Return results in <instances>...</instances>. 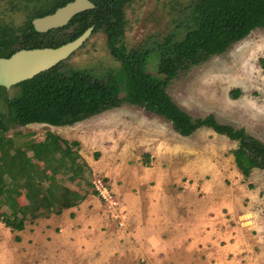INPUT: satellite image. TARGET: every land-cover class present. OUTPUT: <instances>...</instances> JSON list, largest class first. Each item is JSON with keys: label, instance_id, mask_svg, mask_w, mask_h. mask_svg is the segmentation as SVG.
Instances as JSON below:
<instances>
[{"label": "trees", "instance_id": "16d2710c", "mask_svg": "<svg viewBox=\"0 0 264 264\" xmlns=\"http://www.w3.org/2000/svg\"><path fill=\"white\" fill-rule=\"evenodd\" d=\"M67 1H47L45 7L51 6L52 12ZM95 1L96 10L107 9L99 7L106 2ZM96 10L92 13L96 14ZM71 24L76 26L72 39L92 25L94 31H103L111 55L121 61V74L108 81L99 80L83 70L65 72L61 63L18 84L17 96L6 97V89L0 87V98H4L7 106V112H0L1 222L13 231H22L27 222L60 214L63 209L78 206L90 193L98 194L90 190L92 180L88 177L93 176V170L79 153L73 151V146H79V142H69L48 132L41 141L16 145L11 140L6 142L3 133L14 125H73L124 103L166 119L181 136H191L201 128L212 129L238 142L232 153L236 166L245 177H250L254 169L264 171L263 142L244 128L219 122L213 114L193 118L167 92L171 80L180 72L228 51L253 30L264 29V0H195L194 26L182 40L175 41L170 37L159 46L162 56L158 73L161 77L147 71L149 50H127L122 43L118 46L125 33V22L118 18L90 22L76 17ZM20 30L22 48L52 46L53 41L48 40L50 33H37L30 21ZM6 34L0 37V57L10 56L15 51V43L20 40L19 36H14V31ZM260 62L264 68V58ZM122 81L126 82L125 96H121ZM240 93V89L231 91L234 99ZM66 178L75 182L76 187H69Z\"/></svg>", "mask_w": 264, "mask_h": 264}, {"label": "rangeland", "instance_id": "374dc122", "mask_svg": "<svg viewBox=\"0 0 264 264\" xmlns=\"http://www.w3.org/2000/svg\"><path fill=\"white\" fill-rule=\"evenodd\" d=\"M192 3L193 0H139L127 10L123 43L128 50L152 49L148 66L150 73L157 75L159 45L167 37L176 41L182 40L194 26L191 21ZM24 5L26 4L12 5L7 1H0V23L20 26L27 15ZM262 58L264 29L258 28L228 51L214 55L203 64L180 73L171 82L167 92L175 103L193 118L213 114L219 122L244 128L264 143V68L260 62ZM69 69L83 70L94 78L105 81L118 78L121 74V64L111 55L106 36L102 32L93 33L64 63L63 71ZM120 87L121 96H125L126 82L122 81ZM235 89L241 90L236 99L231 95V91ZM19 90L18 87L9 89L6 95L15 96ZM0 112H7L3 98H0ZM48 132H53L69 142H79V146H73V151L79 153L81 159L86 161L87 157L90 162H97L105 170L101 173L97 171L96 174L93 172V176L88 178L92 181L104 180L111 190L110 183L114 180L111 173L115 175L123 158L129 157L126 160L134 164L138 155L143 163L152 166L150 153L154 149L148 144L151 140L154 142L151 145L156 146L158 154L170 156L168 169L171 174L176 176L175 173L180 170L179 159L184 158L191 170L196 171V165L199 166L197 170H202L204 182L213 186H216V180H224L227 169L225 162L223 166L221 162L230 153L233 154L232 151L238 146V142L235 143L209 128H201L190 137H181L166 119L129 103L73 125H14L3 133V139L6 142L11 140L16 145H25L30 141L43 140ZM126 153L129 156L123 157ZM254 179L264 181V171L257 169ZM65 182L71 188L76 187L75 182L72 183L67 178ZM184 184L186 183L177 185L173 182L171 189L179 191L185 188ZM186 186L187 189L193 188L197 191L199 197L204 195L199 182H190ZM90 190H94L93 184ZM114 194L120 208L121 200L115 192ZM97 196L101 198L98 194ZM101 200L110 217L115 220L120 218L117 223L124 226L119 209L113 210L104 199ZM117 215L119 217H116ZM15 232L19 231H13L0 221V264H17L18 260L14 257L19 250L15 243L20 241V237L16 236Z\"/></svg>", "mask_w": 264, "mask_h": 264}, {"label": "crops", "instance_id": "0c3cea01", "mask_svg": "<svg viewBox=\"0 0 264 264\" xmlns=\"http://www.w3.org/2000/svg\"><path fill=\"white\" fill-rule=\"evenodd\" d=\"M152 143V166L138 155L132 164L126 153L111 173L124 226L90 193L78 206L15 232L17 264H264V181L254 179L257 169L245 178L230 153L221 162L224 180L213 186L184 158L171 174L170 156L158 154ZM85 159L94 174L104 170ZM196 181L202 197L186 188ZM173 182L185 188L173 191Z\"/></svg>", "mask_w": 264, "mask_h": 264}, {"label": "flooded vegetation", "instance_id": "af4514ba", "mask_svg": "<svg viewBox=\"0 0 264 264\" xmlns=\"http://www.w3.org/2000/svg\"><path fill=\"white\" fill-rule=\"evenodd\" d=\"M1 2L2 1H7V2H10L12 5L13 4H23V3H25L26 5H24V6H26V9H27V15H26V19L24 20V22L20 25V26H17V27H13V26H8L7 24H5V23H0L1 25H0V37H4V36H6V35H8V34H6V33H8V32H10V31H14V36H19L20 37V35H21V28L22 27H24L25 26V24L28 22V21H30L31 22V25H32V27H33V29H34V31H36L37 33H39V34H48V33H50V36H49V41H53V43H52V46H42V47H38V48H57V47H60V46H62V45H64V44H66V43H69V42H72V41H74V40H76L77 38H79V37H81L87 30H89V29H92L91 30V33H90V35L87 37V39L82 43V45H84L85 43H86V41L88 40V38L93 34V33H97V32H102V33H104L103 31H94V25H92V26H90L89 28H87L81 35H79L78 37H76V38H74V39H72V36H73V34H74V30H75V25H72L71 24V22L76 18V17H78L79 19H82V20H86V21H90V22H93V21H101V20H105V21H107V20H116L117 18L119 19V20H121V21H123V22H125V33H126V19H127V10H129V8L131 7V6H133L134 4H135V2H137V1H139V0H101L102 2H106V3H104V5L103 6H99V7H102V8H107L106 10H101V11H99V10H96L97 8H98V5H97V3H96V1L95 0H88L91 4H92V7H90V8H87V9H84V10H82V11H80V12H78L77 14H75L73 17H71L70 18V20L65 24V25H63V26H61V27H58V28H52V29H50V30H48V31H46V32H39V31H37L36 29H35V26H34V24H33V21L35 20V19H37V18H42V17H45V16H48V15H51V14H54L58 9H60V8H62V7H64V6H66L68 3H71V2H74L75 0H68L65 4H63V5H60V6H58V7H56L52 12H50L51 11V6H46L45 7V4L47 3V1L48 2H50L51 0H0ZM194 1V3H192V8H191V21H192V10H193V8H194V5H195V0H193ZM61 3H63V2H61ZM53 5H55V3L53 4ZM94 10H96V14H93L92 12L94 11ZM116 15L118 16V17H116ZM67 31H68V33H67ZM125 33H124V36H125ZM105 34V33H104ZM250 35V34H249ZM106 36V35H105ZM123 36V37H124ZM62 37H64V39H62ZM167 38H170V37H167ZM166 38V39H167ZM172 38V37H171ZM60 39H62V40H60ZM106 39H107V37H106ZM165 39V40H166ZM21 40H22V38L20 37V40L19 41H17L16 43H15V51L10 55V56H12L14 53H16V52H18V51H20V50H23V49H36V48H22L21 46H20V43H21ZM165 40H164V42H165ZM174 40V39H173ZM176 41V40H175ZM163 42V43H164ZM121 43L122 44H124L123 43V38L122 39H120V41H119V43H118V46H120L121 45ZM163 43H161V44H163ZM160 44V45H161ZM81 45V46H82ZM125 45V44H124ZM159 45V46H160ZM80 46V47H81ZM107 46H108V41H107ZM233 46V45H232ZM80 47H78L72 54H70L65 60H63V61H61L60 63H58L57 65H59V64H61V63H63V65H64V63H66V61L80 48ZM126 47V46H125ZM127 48V47H126ZM108 49H109V47H108ZM127 50H128V48H127ZM131 50V49H130ZM142 50H149L150 51V55H149V58H148V64H147V71L149 72V70H148V66H149V64H150V59H151V55H152V49L151 48H146V49H142ZM229 50V49H228ZM110 51V50H109ZM10 56H8V57H10ZM161 56H162V53H161V50L159 51V55L157 56L158 57V63H157V75H154V74H152V75H154V76H156V77H161V75L158 73V64H159V62H160V59H161ZM214 56V55H213ZM0 58H2V57H0ZM5 58H7V57H5ZM211 58V57H210ZM116 59V58H115ZM116 60H118L119 62H120V64H121V61L119 60V59H116ZM206 62V61H205ZM203 64V63H202ZM56 65V66H57ZM63 65H62V70H63ZM198 65H201V64H198ZM198 65H194V66H198ZM194 66H192V67H194ZM55 67V66H54ZM191 67V68H192ZM190 68V69H191ZM52 69V68H51ZM121 69H122V67H121ZM189 69V70H190ZM50 70V69H49ZM69 70H72V69H69ZM74 70V69H73ZM64 71H67V70H64ZM150 73V72H149ZM180 73H182V72H180ZM91 75V74H90ZM180 75V74H179ZM178 75V76H179ZM92 76V75H91ZM177 76V77H178ZM93 77V76H92ZM176 77V78H177ZM94 78V77H93ZM176 78H174V79H172L171 80V82L173 81V80H175ZM97 79V78H96ZM100 80V79H99ZM171 82H170V84H171ZM20 84V83H19ZM169 84V85H170ZM18 85V84H17ZM17 85H14V86H12L11 88H5V87H3V88H5L6 89V91H5V95L7 94V91L9 90V89H12V88H16L17 87ZM169 85H168V87H169ZM0 87H2V86H0ZM168 87H167V89H168ZM19 88V87H18ZM19 94V92L15 95V96H17ZM6 97H9L8 95H6ZM11 97V96H10ZM12 97H14V96H12ZM4 99V98H3ZM132 105V104H131ZM139 107V106H138ZM141 108V107H140Z\"/></svg>", "mask_w": 264, "mask_h": 264}, {"label": "water", "instance_id": "95a60500", "mask_svg": "<svg viewBox=\"0 0 264 264\" xmlns=\"http://www.w3.org/2000/svg\"><path fill=\"white\" fill-rule=\"evenodd\" d=\"M90 7L92 4L88 0H75L58 9L54 14L35 19L33 24L37 31L46 32L65 25L75 14ZM91 30L57 48L23 49L10 57L0 58V86L11 88L53 68L80 47Z\"/></svg>", "mask_w": 264, "mask_h": 264}, {"label": "built area", "instance_id": "2783aa9c", "mask_svg": "<svg viewBox=\"0 0 264 264\" xmlns=\"http://www.w3.org/2000/svg\"><path fill=\"white\" fill-rule=\"evenodd\" d=\"M92 184L94 186V190L109 205V208H112L113 210L119 209V201L116 200V195L110 189L109 185L104 182V180L95 179L92 181ZM119 215L116 217H119Z\"/></svg>", "mask_w": 264, "mask_h": 264}]
</instances>
